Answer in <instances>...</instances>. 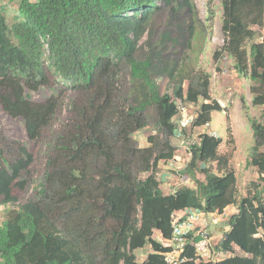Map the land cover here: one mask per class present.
<instances>
[{
  "label": "trees",
  "instance_id": "obj_1",
  "mask_svg": "<svg viewBox=\"0 0 264 264\" xmlns=\"http://www.w3.org/2000/svg\"><path fill=\"white\" fill-rule=\"evenodd\" d=\"M220 1L225 39L214 60L225 54L237 75L250 80L251 104L263 108L264 118V37L256 41L253 29L264 26V0ZM160 5L190 8L186 0H15L10 10L0 0V111L20 119L33 142L51 127L59 103L34 101L30 94L44 87L82 97L71 100V114L52 132L34 195L15 207L12 191L26 185L32 156L0 131V205L8 206L0 225V264H166L171 248L153 235L169 241L176 212L221 215L230 206L237 212L217 249L232 256L198 261L199 236L190 232L177 264H264V122L245 117L253 140L247 164L258 176L245 197L238 198L229 159L218 152L221 138L210 134L191 146L193 158L183 169L194 180L198 161L204 182L171 194L160 189L158 163L174 158L172 139L184 133L177 102L198 106L192 128L208 125L213 112L223 111L211 99L209 75L192 76L184 90L187 75L182 71L175 79L171 72L160 94L149 64L135 60ZM121 60L144 86L132 106L117 109L115 70ZM148 109L163 136L158 152L137 147L132 136L148 126ZM208 162L221 175L206 168ZM146 247L151 252L138 262L136 251Z\"/></svg>",
  "mask_w": 264,
  "mask_h": 264
},
{
  "label": "rangeland",
  "instance_id": "obj_2",
  "mask_svg": "<svg viewBox=\"0 0 264 264\" xmlns=\"http://www.w3.org/2000/svg\"><path fill=\"white\" fill-rule=\"evenodd\" d=\"M35 1V0H31ZM183 1V0H176ZM190 8H183L167 5H160V10L153 17L146 32L140 39L135 60L140 63L149 64L150 75L158 87L159 93L163 94L170 85V74L175 73V79L187 75L182 88L185 90L188 80L192 76L204 73L210 77V96L218 102L223 109L222 112H213L211 122L203 127H191V122L196 117L198 106L177 102L184 110L180 113L177 124L183 119L189 123L184 126V133L177 134L172 139L176 147L174 158L168 162L160 161L156 171V178L160 182V189L164 194H171L179 188L187 187L195 190V180L204 182V174L199 171L200 164L195 162L193 169L194 180L183 169L188 167L193 156L191 146L197 144L201 134H210L221 138L219 154L228 157L227 168L234 171L236 176V190L238 198L245 197L250 182L257 180L256 169L247 164L252 153L253 140L251 132L245 121L246 116H251L264 122L262 107H254L251 104L250 80L237 75L233 69L232 61L224 54L216 62L214 52L220 50L224 42V34L221 31V1L213 0L207 6L206 0H186ZM2 4L10 6L12 10L15 0H2ZM208 9L211 10L209 14ZM209 18V19H208ZM257 33L256 41L264 37V26L253 28ZM116 84L114 106L127 108L132 106L133 101L142 91L143 84L138 80H132L130 66L125 60L118 62L115 70ZM34 101L42 102L48 99L56 100L59 107L56 111L52 125L37 141L27 139L23 123L18 118H12L0 111V131L9 141L19 142L25 145L32 156V162L27 170L28 181L23 189L14 188L12 195L15 202L12 206H19L34 195V188L43 177L46 171L47 144L50 141L52 132L59 128L64 120L71 114L69 107L71 100L81 101L82 97L71 92H60L51 88H40L39 91L30 94ZM174 99V97H173ZM148 126L141 131L135 132L133 140L139 148L154 146L155 151L161 149L163 136L158 133L155 125V113L152 109L146 111ZM148 138H154L149 142ZM156 154V153H155ZM206 168L214 174L221 175L216 163L208 162ZM264 198V196H263ZM8 206L0 205V225L6 218ZM237 212L234 206L226 208L223 214H209L200 218L199 225H196V232L205 229L210 238V251L214 262L232 256L217 249L223 233L229 230L228 219ZM182 217V214L175 213V219ZM154 240L167 246L159 233L155 232ZM151 252L149 247L136 251L138 262L145 259ZM234 254L239 251L234 248Z\"/></svg>",
  "mask_w": 264,
  "mask_h": 264
},
{
  "label": "built area",
  "instance_id": "obj_3",
  "mask_svg": "<svg viewBox=\"0 0 264 264\" xmlns=\"http://www.w3.org/2000/svg\"><path fill=\"white\" fill-rule=\"evenodd\" d=\"M184 110L182 105H179V112L182 113ZM184 122L181 124L184 128L189 121L183 119ZM209 214H202L196 211H185L182 212V217L184 221L180 222L181 218L175 219V214L172 221V238L167 242V246L171 248V251L164 254V261L166 264H177L180 260V255L185 249L186 245V235L190 232L194 233L195 236H199V240L194 243V250L196 252V257L198 261L204 262H214L212 252L210 251V238L205 229H201L196 232V225H199L200 218ZM212 215V214H211Z\"/></svg>",
  "mask_w": 264,
  "mask_h": 264
},
{
  "label": "crops",
  "instance_id": "obj_4",
  "mask_svg": "<svg viewBox=\"0 0 264 264\" xmlns=\"http://www.w3.org/2000/svg\"><path fill=\"white\" fill-rule=\"evenodd\" d=\"M176 214H182V211L176 212Z\"/></svg>",
  "mask_w": 264,
  "mask_h": 264
}]
</instances>
